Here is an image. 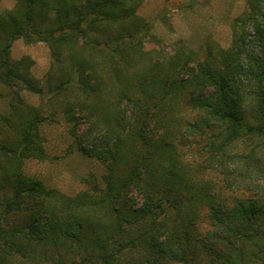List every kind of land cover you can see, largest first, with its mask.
Masks as SVG:
<instances>
[{
    "label": "trees",
    "instance_id": "trees-1",
    "mask_svg": "<svg viewBox=\"0 0 264 264\" xmlns=\"http://www.w3.org/2000/svg\"><path fill=\"white\" fill-rule=\"evenodd\" d=\"M144 1L0 10V83L12 90L0 115V264H264V0H245L232 55L191 66L177 52L139 72ZM20 38L52 50L44 80L31 57H12ZM20 90L61 104L72 135L76 106L103 126L79 140L105 167L101 186L70 196L25 172L27 160L47 158L41 127L55 113ZM181 107L196 115L184 127ZM191 150L198 161L186 160Z\"/></svg>",
    "mask_w": 264,
    "mask_h": 264
},
{
    "label": "rangeland",
    "instance_id": "rangeland-1",
    "mask_svg": "<svg viewBox=\"0 0 264 264\" xmlns=\"http://www.w3.org/2000/svg\"><path fill=\"white\" fill-rule=\"evenodd\" d=\"M15 4L16 0H1L0 10L11 9ZM247 9L245 0H145L137 13L150 25V31L138 35L133 50L134 57L139 61L136 69L141 72L155 63L167 64L177 52H183L184 57L191 55V66L208 57L218 60L223 55H232L233 23ZM11 55L14 59L31 57V71L42 80L54 61L47 43H27L23 38L14 42ZM11 91L0 83V115L10 112ZM20 92L25 103L40 106L46 114L55 113V120L41 127L47 158L27 160L25 172L43 181L48 188L58 189L70 196L95 185L101 186L105 167L101 161L81 151L79 140L86 134L99 135L103 126L96 127L95 117L76 106L77 134L72 135L73 123L66 119L61 104L52 101L48 94ZM176 115L182 119V127L196 116L184 107ZM194 151L186 152V160H199ZM212 178L217 183V189L222 190L221 177L212 173ZM224 194L234 195L227 190ZM198 228L201 233L209 228L205 209L202 210Z\"/></svg>",
    "mask_w": 264,
    "mask_h": 264
}]
</instances>
